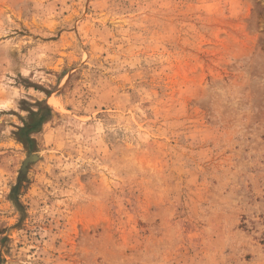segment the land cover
I'll use <instances>...</instances> for the list:
<instances>
[{
    "label": "rangeland",
    "instance_id": "rangeland-1",
    "mask_svg": "<svg viewBox=\"0 0 264 264\" xmlns=\"http://www.w3.org/2000/svg\"><path fill=\"white\" fill-rule=\"evenodd\" d=\"M0 264H264V0H0Z\"/></svg>",
    "mask_w": 264,
    "mask_h": 264
},
{
    "label": "trees",
    "instance_id": "trees-1",
    "mask_svg": "<svg viewBox=\"0 0 264 264\" xmlns=\"http://www.w3.org/2000/svg\"><path fill=\"white\" fill-rule=\"evenodd\" d=\"M51 118L52 110L46 105L40 104L36 110H29L27 119L23 121L22 126L18 127L15 132L17 141L26 145L30 141V135L39 132L43 124L51 120ZM15 191L16 189L13 192Z\"/></svg>",
    "mask_w": 264,
    "mask_h": 264
},
{
    "label": "water",
    "instance_id": "water-1",
    "mask_svg": "<svg viewBox=\"0 0 264 264\" xmlns=\"http://www.w3.org/2000/svg\"><path fill=\"white\" fill-rule=\"evenodd\" d=\"M37 157L35 155H30L28 158H26V160L23 162V166H22V169H21V172H25L26 171V166L29 162H32L34 160H36Z\"/></svg>",
    "mask_w": 264,
    "mask_h": 264
}]
</instances>
